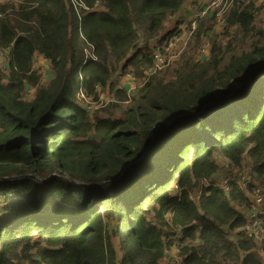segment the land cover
Instances as JSON below:
<instances>
[{
    "label": "trees",
    "instance_id": "16d2710c",
    "mask_svg": "<svg viewBox=\"0 0 264 264\" xmlns=\"http://www.w3.org/2000/svg\"><path fill=\"white\" fill-rule=\"evenodd\" d=\"M83 1L90 12L0 0V264H168L175 250L183 264H264V242L240 232L249 197L213 185L221 160L248 159L264 192L262 6L235 1L206 59L185 52L149 76L153 40L189 0ZM217 25L199 21L197 49ZM119 72L147 81L139 96Z\"/></svg>",
    "mask_w": 264,
    "mask_h": 264
},
{
    "label": "built area",
    "instance_id": "2783aa9c",
    "mask_svg": "<svg viewBox=\"0 0 264 264\" xmlns=\"http://www.w3.org/2000/svg\"><path fill=\"white\" fill-rule=\"evenodd\" d=\"M235 1L237 0H192L189 4V11L191 13L190 18L185 19L179 17L177 19L175 17L177 15L176 14L170 20L169 24L166 27V30H168L169 25L173 22V25L171 27H174V29L168 30L163 38H161L163 36L161 34L156 38L157 40H159L158 42H156L155 46L151 48V55L154 61V66L152 71L149 73V76L164 71L180 58L185 48V42L187 43V40L191 38V35L198 27V23L200 20L216 15L218 17L217 28L221 25L222 26L220 28H223L226 14ZM72 2L78 13H80L83 9L86 12H90V9L86 6L83 0H72ZM211 36L212 34L210 33L209 35L204 37L201 41L199 49L197 50V55L201 53L203 59H206L211 52ZM120 76H122L123 80H129V78H132L133 80L136 79L135 76L131 73H121ZM141 82L144 84V87L142 89L143 91L145 89L147 81L144 80ZM118 88L121 90H125L130 97H135L126 89L122 88L121 86L119 87V83ZM109 97L110 96H108V98ZM79 98L83 99L84 102L86 100H91L90 104L83 105H85L86 107L89 106V109L93 111L97 109H93V107L97 104L95 102H92V98H85V96L82 94H79ZM104 98L105 96L102 97V102L106 104L110 102V98L106 101H104ZM97 106L98 108L101 107V105ZM250 167V162H248V165L246 167H244V165H242V168L238 167L240 170L244 169L242 173L228 177L225 184L230 188L233 186L238 187L249 197L250 203L247 207L244 208V212L248 213L247 223L240 230V232L242 231V233L247 238L256 241L259 245L262 246L264 242V192L261 187L252 185L253 180L251 179L252 171ZM217 187L224 189V187L219 185H217ZM239 234L240 233L238 232V235ZM261 253L264 256L262 248ZM172 262H174V264H183V260L179 257H176ZM172 262L169 261L168 264H171Z\"/></svg>",
    "mask_w": 264,
    "mask_h": 264
},
{
    "label": "rangeland",
    "instance_id": "374dc122",
    "mask_svg": "<svg viewBox=\"0 0 264 264\" xmlns=\"http://www.w3.org/2000/svg\"><path fill=\"white\" fill-rule=\"evenodd\" d=\"M257 4L258 5H261L262 6V11L260 13V15L258 16L257 20L258 22H261L264 20V0H256ZM260 7V6H259ZM173 25V22L169 25V29L168 30H173L174 27L171 28V26ZM222 26V25H221ZM220 26V27H221ZM218 27L217 29V32L215 33V35H220V33H222L223 31V28H220ZM164 35V34H163ZM214 35V36H215ZM213 36V38H214ZM224 38V37H223ZM159 40V39H158ZM158 40H156V42H158ZM213 39L211 40V43H212ZM185 48L186 50L183 52V54L185 52H189L190 54L194 55L195 54V57H198L199 59H202L203 60V56L201 55V53L198 54L197 56V47H196V44H195V41L190 38L187 40V43L185 42ZM184 48V49H185ZM201 49V48H200ZM172 52H176V51H172ZM182 54V55H183ZM180 59V58H179ZM176 60L171 66H169L168 68L172 67L177 61ZM0 62L2 64L3 67H6L7 63H8V58L6 55L4 54H0ZM34 65H35V69H37L40 73L41 76L44 77L45 81H48L50 80V74L52 73L51 71V67H50V64L48 61L44 60L42 57H37L35 59V62H34ZM167 68V69H168ZM165 69V70H167ZM171 69V68H170ZM170 69H168L167 71H169ZM164 70V71H165ZM121 72H119L117 74V80H118V83H119V87L121 86L122 88L126 89L129 93H131L133 96H138L141 94L142 92V89L144 87V84L139 81V80H136V79H132V78H129V80H123L122 79V76H120ZM47 77H49V79H47ZM32 88L31 87H28L27 88V93L30 92ZM108 96H110L108 93H106ZM105 95V98H104V101H106L108 98V96ZM34 96V94H28V98L29 99H32ZM91 103V100H86L85 102H82V104H85V105H88ZM98 108L97 105H95L93 107V109H96ZM248 162L249 160L248 159H245L244 162H243V165L244 167H246L248 165ZM244 169L240 170L238 167L236 166H233L231 165L228 161L226 160H221V169L220 171H218V173L216 174V178L213 180V185L214 186H222L224 187L223 190H225L226 192L230 191L231 188L228 187L225 182H226V179L230 176H233V175H238L240 173H242ZM199 195H201V192L198 193ZM105 194L104 192H101L100 195H96L97 197L98 196H104L105 197ZM95 198V197H94ZM107 198V197H106ZM94 202V201H93ZM242 214L246 217V219L248 218V213L244 212V207L240 208ZM239 230H237L236 232H232V235H233V238L236 237L237 233H238ZM172 239V238H170ZM178 240V237H176L174 239V241H177ZM170 241V240H169ZM179 241V240H178ZM177 257V250L171 252L170 256L167 258L168 261H173L175 258ZM166 262H163L162 264H165ZM171 264H174V262H172Z\"/></svg>",
    "mask_w": 264,
    "mask_h": 264
},
{
    "label": "crops",
    "instance_id": "0c3cea01",
    "mask_svg": "<svg viewBox=\"0 0 264 264\" xmlns=\"http://www.w3.org/2000/svg\"><path fill=\"white\" fill-rule=\"evenodd\" d=\"M191 1L192 0H189V1H187L183 6H182V8L180 9V11L177 13V15L175 16L177 19L179 18V17H182V18H185V19H189L190 18V15H191V13H190V11H189V4L191 3ZM258 6V5H257ZM172 28V27H171ZM174 29V28H173ZM217 28H216V31L214 32V33H211L212 34V36H211V40L213 39V36L215 35V33L217 32ZM167 31L168 30H166L165 29V31L161 34V35H163L161 38H163L164 36H165V34L167 33ZM209 35V34H208ZM206 37V36H205ZM156 40L157 39H154L153 40V42H152V44H151V48L152 47H154L155 46V44H156ZM52 73L50 74V79L52 78ZM49 77H47V79H49Z\"/></svg>",
    "mask_w": 264,
    "mask_h": 264
},
{
    "label": "water",
    "instance_id": "95a60500",
    "mask_svg": "<svg viewBox=\"0 0 264 264\" xmlns=\"http://www.w3.org/2000/svg\"><path fill=\"white\" fill-rule=\"evenodd\" d=\"M255 71H256V69H254L253 71H251V72H250V76H249L248 80H247L245 83H247L248 81H250V80H251V77H252V72H255ZM245 83L236 84L234 88L241 87V86H243ZM208 105H210V104H208ZM206 106H207V105H206ZM180 116H183V115H180ZM152 136H153V135H152Z\"/></svg>",
    "mask_w": 264,
    "mask_h": 264
}]
</instances>
